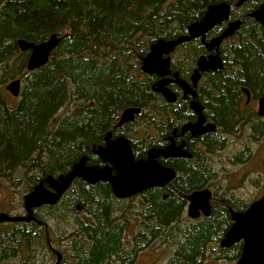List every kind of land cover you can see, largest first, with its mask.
Segmentation results:
<instances>
[{"label":"trees","instance_id":"trees-1","mask_svg":"<svg viewBox=\"0 0 264 264\" xmlns=\"http://www.w3.org/2000/svg\"><path fill=\"white\" fill-rule=\"evenodd\" d=\"M222 1L237 0H4L0 7V97L7 91L4 84L13 79L20 78L22 88L16 104L5 105L0 98V177L12 179L22 171L30 192L46 176L69 171L83 155L94 162L92 145L130 106L142 108V120L153 111V123L159 125L165 100L152 91L157 77L142 71L143 58L157 39L187 33L188 25L201 19L210 4ZM259 3L248 0L231 12L230 19L245 16ZM225 24L210 30L206 40L218 35ZM52 33L64 38L49 61L27 70L29 53L19 49L17 39L41 42ZM220 52L226 63L214 73L213 85L206 76L200 86L217 89V95L206 101L215 121L225 128L235 127L231 113L238 112L239 85L255 90L264 86L263 25L245 17L235 34L223 41ZM205 53L200 38L185 42L170 54L171 68L188 81L198 57ZM170 88L177 92L176 85ZM71 103L78 110L58 118L60 110ZM254 127L255 134H264V126ZM186 167L188 182L199 185L206 171ZM75 184L56 204L34 208V220L0 223V264H10L17 257L14 264H47L50 243L65 236L71 242L72 258L60 251V264H103L115 243L114 231L99 227L114 206L112 196L105 182L91 185L76 179ZM178 200L151 198L148 216L163 222L173 219L179 213ZM79 205L94 216L91 222L84 221ZM231 205L244 210L249 204L233 199ZM220 213L228 218L226 206ZM51 218L56 220L53 226ZM205 225L184 233L185 240L167 264H194L201 259L204 242L212 233L210 223ZM86 236L93 242L85 251L91 241Z\"/></svg>","mask_w":264,"mask_h":264},{"label":"flooded vegetation","instance_id":"flooded-vegetation-1","mask_svg":"<svg viewBox=\"0 0 264 264\" xmlns=\"http://www.w3.org/2000/svg\"><path fill=\"white\" fill-rule=\"evenodd\" d=\"M258 1H260L259 5L264 2V0ZM209 53L210 52L206 49V53L202 55H208ZM221 57L223 63H226V58L222 55ZM196 68L197 61L193 72ZM215 72L216 71H208L202 73L198 86L194 89L196 91V97L190 93L185 95V90L180 88L174 82L168 85L169 88L170 85L177 86V92H174L170 88L177 97L174 102H168L159 93L165 100L164 103H161V106L165 109L160 113L161 122L159 125L153 123V120H155L153 111L149 113L148 118H145L144 120L139 119V115L141 114V112H139L135 115L133 120L121 122L122 110L119 118L112 123L111 127L105 132L99 143L92 145L91 153L93 154L95 161L89 162L88 156L86 164L99 167H112V165L108 161L103 160V158L96 153V150L106 148L109 142L121 138L128 140L135 160H147L149 149H165L171 144H174L176 147L183 144V149H186L192 154L191 157H159L158 160L164 167L174 170V176L163 186H153L127 197H117L114 195L111 185L108 182H105L109 189V195L112 196L110 200L114 205L111 212L109 211L108 220L110 219V221L105 227L114 231L115 243L110 252V255L113 257L111 259L110 256L105 257L103 259V264H148V244L154 237H159L158 234H162V236L167 235L168 240L169 229L173 226L172 223L179 224L180 228L187 233L194 228L203 225L206 226L205 224L210 223L209 226H211L212 229V233L210 234L211 237L204 242L203 256L201 259L199 257L194 264H203L208 261V254L214 261L227 260L231 264H234L238 260L243 248L242 240L237 241L230 246L222 245V241L234 221L230 212L227 215L228 218H226L220 213V210L224 206L228 209L227 205H230L233 208L231 205L233 198L228 194L219 193L220 190H227L229 186L218 182V170L215 166V162L211 161V157L225 150L228 140H230V136L234 131L240 129L239 126L241 124L249 126L252 138H256L255 140L261 138L257 133L255 134L254 126L255 124H257L258 128L264 126V116L258 115L259 100L263 96L264 86L259 90H255L248 85H239L238 89L240 98L237 106L238 112L233 111L231 113V115L236 118V125L235 127L225 128L215 121L214 111L211 108L210 103L207 104L206 102L212 96L217 95V89L211 86L213 85L212 77ZM192 73L189 76V80H186L190 85ZM231 73L233 72H226L227 75H231ZM206 76H208L211 85L201 87L200 84L204 81ZM158 79L159 77H157L156 81ZM244 87L248 90V93L243 90ZM195 100H198L202 107L200 113L191 108L192 101ZM171 105L172 108H169ZM200 115L205 118L201 125L202 128L209 126L210 124H214L215 128L213 130H205L201 134H194L190 127H193V125L198 123L201 117ZM258 131L259 129H257V132ZM248 150V146L239 147L235 152H231L224 157V163H226V161L229 165L235 163L237 159H233V156L234 158H238L240 153H244V157L239 159V162H245L251 156ZM186 166L193 169L198 168L200 172L206 171L205 178L199 185H193L188 182V169ZM224 167L226 166L224 165ZM112 172L113 174L116 173V170L113 167ZM203 189L210 190L212 194V199H210V214L205 215L202 210H200V215L192 217L188 213L190 200L187 196L195 191ZM154 197H159V199L164 202H168L172 199H179L180 207L178 215L167 222L159 221L157 216H148V208L152 205L151 198ZM80 208L82 209L83 207H79V209ZM113 210L115 211L114 214ZM233 210L243 211L238 208H233ZM88 215L90 219L94 218L92 214ZM99 227L101 228V225H99ZM167 244L174 247V254L180 245L179 242L170 243L169 241ZM53 245V243H50V254L51 257L57 258L56 248ZM236 255L237 257L235 258Z\"/></svg>","mask_w":264,"mask_h":264},{"label":"water","instance_id":"water-1","mask_svg":"<svg viewBox=\"0 0 264 264\" xmlns=\"http://www.w3.org/2000/svg\"><path fill=\"white\" fill-rule=\"evenodd\" d=\"M248 0H237L234 3L225 1L212 3L208 6L201 19L188 25L187 33L181 34L172 39L160 38L153 42L150 51L142 60L141 69L146 74H155L159 79L152 85L154 92L160 93L168 102L176 100V94L169 88V84L174 82L180 88L185 90V95L190 93L196 97L194 90L202 73L208 71H219L223 68V59L219 52V46L224 39L232 36L243 24L245 17L253 18L264 27V2L245 16L230 19L231 12L240 8ZM226 23L222 31L206 40L207 33L217 25ZM64 38V35L52 33L48 38L41 42L28 41L24 38H18L17 44L21 51L28 52L26 69L34 70L45 65L57 45ZM201 38L205 45L208 55H201L197 60V68L191 76V85L177 71L171 68L170 54L174 49L190 40ZM215 51V52H213ZM6 90L13 96H18L22 88L20 78L9 81ZM243 90L248 93L244 87ZM191 108L198 113L202 107L198 100L192 101ZM141 112L140 107H127L121 113V122L133 120L137 113ZM258 115L264 116V91L259 100ZM197 124L190 127L194 134L202 133L205 130H213L214 124L204 128L201 127L204 122V116L200 115ZM183 144L176 147L171 144L167 148H151L148 150L147 160H135L129 142L125 138L109 142L106 148L96 150L103 160L108 161L116 170L113 174L111 166L99 167L96 165H87L88 157L83 155L76 161L71 169L66 173H61L57 177L48 175L42 179L32 191L25 195L24 209L25 215H10L0 212V223L34 220V208L43 205L56 204L64 192H66L75 179H82L88 184H95L98 181L108 182L112 191L117 197H127L135 195L140 191L153 186H163L174 176V170L164 167L159 162V157L185 156L191 157ZM190 205L188 213L192 217L200 215V210L205 215L210 214V199L212 194L210 190L203 189L195 191L189 196ZM80 207V205H79ZM233 225L226 233L223 246H230L237 241H243L242 252L234 264H264V194L254 200L243 211L230 210ZM57 260L54 264H60L62 253L56 251Z\"/></svg>","mask_w":264,"mask_h":264},{"label":"rangeland","instance_id":"rangeland-1","mask_svg":"<svg viewBox=\"0 0 264 264\" xmlns=\"http://www.w3.org/2000/svg\"><path fill=\"white\" fill-rule=\"evenodd\" d=\"M3 1L4 0H0V7L2 6ZM5 86L6 83L4 84V89H6ZM3 94L4 96L0 98L5 100V105L16 104L20 99V95L13 96L10 93L5 95L7 94V91H5ZM74 105L75 103H71L63 107L58 113L57 117L60 118L64 115L70 114L71 111H77L78 108ZM239 127L240 129L234 131L230 136V140H228L225 150L212 156L211 161L215 162V166L218 170V182L229 186L227 190H220L219 193L228 194L233 199L238 200L243 204H250L257 198L261 197L264 193V136H261L260 139L255 140L256 138L251 137V130L249 129V126H246V124H241ZM241 146H248L249 154H251L249 159L245 162H239L237 157L234 158L233 156V159H237L235 163L230 165L227 161L224 163V157L229 155L231 152H235ZM243 156L244 154H242V158ZM224 165L226 167H224ZM74 187H77V184H73L72 188ZM28 189L29 183L26 182V178L23 176L22 171L16 173L12 179L0 177V212H5L10 215L25 214L24 198L25 195L29 193V191H27ZM80 211L82 214L81 216L84 217V221H92L86 209H82ZM114 212L115 211L113 210V214ZM108 216H106V218L103 220V223L102 220H100L102 223V225L100 224L101 228L109 223L110 219L108 220ZM50 222L52 226L55 225V218H51ZM172 225L173 226L169 229L170 231L168 240L167 235L162 236V234H158L159 237H154L148 244V264H167L174 255L175 251L174 247H171L170 244H167L168 241L170 243H177L180 242L183 237H186L184 236L186 231H181L179 224L177 225V223H172ZM71 229L68 230L69 234ZM2 231V228H0V232ZM187 234L188 233L186 232V235ZM86 237L87 240L91 241L86 243L85 251L90 248L93 242V239L89 238L88 236ZM66 239H68L67 236H65V239L62 237V240L57 239V242H54L53 246L61 252L65 251L70 259L72 258L71 254L73 249L71 248L70 240L68 239V241H66ZM184 240L185 239L182 241ZM109 256L110 259L113 257L112 255ZM207 256L209 259L203 264H231L227 260L214 261L209 254ZM48 259H50V261L47 264L55 263V257L49 256ZM17 260H19L18 257L9 260V262L10 264H14L17 262ZM4 264L9 263L6 262ZM66 264L71 263L68 261Z\"/></svg>","mask_w":264,"mask_h":264},{"label":"bare ground","instance_id":"bare-ground-1","mask_svg":"<svg viewBox=\"0 0 264 264\" xmlns=\"http://www.w3.org/2000/svg\"><path fill=\"white\" fill-rule=\"evenodd\" d=\"M242 26V25H241ZM260 137L261 136H264V134H262V133H260V134H258ZM60 200V199H59ZM59 200H58V202H59ZM228 206V210H229V212H230V214H231V209L233 210V208L230 206V205H227Z\"/></svg>","mask_w":264,"mask_h":264}]
</instances>
